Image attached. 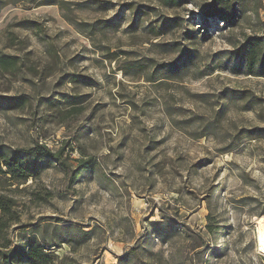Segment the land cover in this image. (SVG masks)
I'll return each instance as SVG.
<instances>
[{"label":"rangeland","instance_id":"374dc122","mask_svg":"<svg viewBox=\"0 0 264 264\" xmlns=\"http://www.w3.org/2000/svg\"><path fill=\"white\" fill-rule=\"evenodd\" d=\"M57 2L0 12V55L24 62L0 71V98L26 102L0 101V145L64 148L66 164L42 162L38 181L7 189L21 215L13 246H55L49 264H264V77L236 57L248 38L264 43V0L235 27L191 4ZM168 18L182 29L153 37ZM72 95L82 111L53 102ZM81 159L94 170L72 183Z\"/></svg>","mask_w":264,"mask_h":264},{"label":"trees","instance_id":"16d2710c","mask_svg":"<svg viewBox=\"0 0 264 264\" xmlns=\"http://www.w3.org/2000/svg\"><path fill=\"white\" fill-rule=\"evenodd\" d=\"M20 1L24 0H0V12L7 6L17 5ZM45 1L46 3L43 5L60 3L65 5L64 2H57V0ZM156 2L165 8L173 9L191 4L199 10L206 20H215L227 27L237 26L248 12L259 17V9L262 3L261 0H156ZM181 25L178 23L177 18H168L162 20L157 27L151 26L148 31L153 37L160 39L170 29H182L183 26ZM185 35L195 39L196 33L187 31ZM164 45L166 44H159L158 46ZM236 57L247 63L249 75L264 77V43L262 40L248 38L243 46L239 48ZM23 63V60L18 56L0 55L1 72L13 74ZM70 83L72 85L83 83L86 86H91L92 80L87 77L78 78L71 75ZM61 100L66 101L67 105L71 107V111H82L77 107L82 104V96H61L60 99L54 98L53 102L57 103L61 102ZM0 101L4 103L7 111L20 110L26 105L24 98L20 97H3L0 98ZM64 153V148L58 152H53L47 147L40 145L27 150H13L5 145H0V247L5 250V252H0V264H49L53 258H57L54 253H50V249L55 246L42 244L37 239H29L26 240L25 244L13 246V243L8 238V233L14 225L21 221V215L18 210V200L6 194V191L15 185L27 184L30 180L38 181L41 177L42 162L51 165L56 163L60 167H66L63 160ZM77 163L78 166L74 171L72 183H75L82 173L94 170L92 159L77 160ZM32 195L35 199H38L37 201H46L45 197L38 195L36 192H33ZM152 226L161 227L162 224L152 223ZM207 229H209V233H214L217 230L216 226L213 227L212 225L207 226ZM84 235L86 237L89 236L87 234Z\"/></svg>","mask_w":264,"mask_h":264},{"label":"bare ground","instance_id":"6f19581e","mask_svg":"<svg viewBox=\"0 0 264 264\" xmlns=\"http://www.w3.org/2000/svg\"><path fill=\"white\" fill-rule=\"evenodd\" d=\"M258 224L260 228V242H261V248L264 250V217L258 218Z\"/></svg>","mask_w":264,"mask_h":264}]
</instances>
